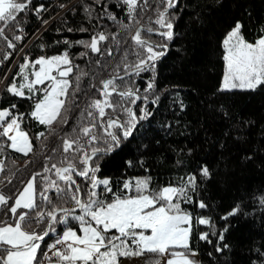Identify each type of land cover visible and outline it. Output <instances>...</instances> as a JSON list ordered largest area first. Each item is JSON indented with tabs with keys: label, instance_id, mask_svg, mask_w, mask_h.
<instances>
[{
	"label": "snow or ice",
	"instance_id": "1",
	"mask_svg": "<svg viewBox=\"0 0 264 264\" xmlns=\"http://www.w3.org/2000/svg\"><path fill=\"white\" fill-rule=\"evenodd\" d=\"M177 2L120 0L127 23L117 21L116 15L109 13L105 6L107 19L120 23L121 31H98L90 40L76 42L92 53H101V44L108 41L115 45L117 52L122 51L119 63L111 67L107 79L99 80V87L91 82L87 89L81 87L82 80L90 73L74 63L68 50L49 57L40 56L34 61L26 57L19 66L20 81L14 79L6 91L12 96L34 100L29 116L49 133L54 134V123L67 124L63 114L69 110L70 100L79 108L77 93H83L85 103L71 131L64 132L59 144L45 156L42 172L33 173L22 190L11 196L0 192V264H42L38 253L47 264H120L121 258L145 254H154L149 264H161V258L164 264H197L192 258L196 255L191 248L193 226L212 222L209 218L194 219L181 206L182 202L194 203L189 192L196 191V175L180 177L175 184L159 189L150 187V176L126 179L124 195L113 193L110 178L98 176L99 161L121 148L122 141L133 137L140 122L152 115L149 103L159 104L160 96L155 94L156 62L166 55L168 42L174 39L175 13L170 10L176 8ZM31 3L32 0H0V38L7 41L8 48H15V44L5 35L6 28ZM42 10V5L35 9L37 14ZM242 28L237 21L222 41L225 71L221 91H255L264 86V36L249 42ZM153 36L161 37L162 41L153 40ZM14 39L22 37L17 35ZM64 43L69 48L72 46L68 41ZM106 52L112 57L114 49L109 47ZM130 56L134 59L129 60ZM95 63L100 65L99 60ZM148 72L153 75L143 93L135 79H126L141 78L142 73ZM92 90L99 94L98 98L89 95ZM138 101L142 104L138 105ZM16 107L12 104L0 108V153L7 146L27 156L33 152V143L22 128L25 114L12 111ZM35 138L46 139V135L40 132ZM128 164L131 166L132 162ZM3 170L0 162V172ZM200 175L209 177V169L203 167ZM76 177L82 178L86 187ZM101 188L112 193L113 199H102L98 194ZM69 202L72 206L66 207ZM195 203L200 209L207 207L202 200ZM260 203L264 205V199ZM239 211L237 205L222 219L228 220ZM70 221L78 227L71 226ZM58 225L65 226L59 233ZM50 234L56 238L45 251L41 245ZM199 239L211 242L207 232L201 233ZM219 240H224L223 232ZM227 247L225 244L224 248ZM222 250L216 248L218 252Z\"/></svg>",
	"mask_w": 264,
	"mask_h": 264
},
{
	"label": "trees",
	"instance_id": "2",
	"mask_svg": "<svg viewBox=\"0 0 264 264\" xmlns=\"http://www.w3.org/2000/svg\"><path fill=\"white\" fill-rule=\"evenodd\" d=\"M41 5L43 10L37 14L35 9ZM105 6L109 13L116 15L117 21L128 22L120 0H100L99 3L82 0L73 11H67L43 27L55 16L56 10L47 0H32L17 21L6 28L5 35L12 42L14 35L23 32L26 44L39 33L26 50L30 61L68 50L74 63L90 73L82 80L81 87L87 89L90 82L99 87V80L107 79L111 67L119 63L122 51L117 52L115 45L108 41L101 44V53H92L76 42L88 41L98 31H121L120 23L107 19ZM170 12L175 13L174 39L168 42L166 55L156 62L155 68V94L160 96L159 104L149 103L152 115L140 122L133 137L122 141L121 148L99 161L98 176L110 178L113 193L124 195L126 179L150 176V187L159 189L175 184L180 177L196 175V191L189 192L194 203L182 202L181 206L191 212L194 219L203 217L212 222L193 226L191 248L198 264H264V205L260 203L264 199V86L255 91L220 90L225 68L222 41L237 21L243 25L242 34L247 41L254 42L264 36V0H178L176 8ZM152 39L162 41L159 36ZM64 41L72 46L69 48ZM109 47L114 49L112 57L106 52ZM81 53L87 54L81 57ZM6 55L8 59H4ZM132 59L134 57L130 56L129 60ZM97 60L100 65L95 63ZM11 61L7 41L0 38V64L9 65ZM18 74L19 68L10 74L0 91V108L15 104L17 107L12 111L25 114L22 128L32 139L33 152L25 156L5 146L0 153V162L4 165L0 172V192L6 196L21 190L33 173L42 172L45 156L59 144L64 132L71 131L85 103L83 93H77L79 108L70 100L69 110L63 114L67 124L54 123V134L49 133L29 116L34 100L12 96L6 91L14 79L20 81ZM152 75L148 72L142 73L141 78L126 79H135L143 93ZM89 95L99 96L95 90ZM139 104L142 101H138ZM136 111L139 115L138 108ZM40 132L45 133L46 139L35 138ZM128 161L132 162L131 166ZM203 167L209 169L207 178L200 175ZM76 179L86 187L82 178ZM37 187L39 189V184ZM98 194L106 201L113 199V194L102 188L98 189ZM53 199H56L54 195ZM201 200L207 204L205 209L195 203ZM237 205L240 211L236 216L222 219ZM71 206V202L66 205ZM70 225L78 227L74 221H70ZM64 227L58 225L57 232ZM204 232L209 233L210 243L199 239ZM221 232L223 241L219 240ZM55 238L50 234L41 248L46 251ZM217 247L223 250L218 252ZM133 258L138 260L137 264H149L155 257L154 254L128 257ZM38 259L42 262L43 255L38 253Z\"/></svg>",
	"mask_w": 264,
	"mask_h": 264
},
{
	"label": "built area",
	"instance_id": "3",
	"mask_svg": "<svg viewBox=\"0 0 264 264\" xmlns=\"http://www.w3.org/2000/svg\"><path fill=\"white\" fill-rule=\"evenodd\" d=\"M49 1L52 6L55 8L56 13L55 16L47 21L43 27H46V24L49 25V23L54 20L57 17H60L67 11H73L75 6L79 4L82 0H47ZM43 28L41 29V31ZM37 33L33 38H31L26 44H24L23 40V32H18V34L14 35L21 36V40H15L13 37L12 43L15 44V48H10V55L12 61L8 64H0V91L4 88L5 84L7 83L10 74L19 66L21 65V62L26 58V50L28 49L29 45L31 44L32 40L38 35ZM47 250V249H46ZM44 262H47L43 257Z\"/></svg>",
	"mask_w": 264,
	"mask_h": 264
},
{
	"label": "rangeland",
	"instance_id": "4",
	"mask_svg": "<svg viewBox=\"0 0 264 264\" xmlns=\"http://www.w3.org/2000/svg\"><path fill=\"white\" fill-rule=\"evenodd\" d=\"M46 26H47V24H46ZM24 63V62H23ZM38 67V66H37ZM30 71H31V69H30ZM224 71H225V68H224ZM223 75H224V73H223ZM222 83H223V77H222V82H221V86H222ZM234 90H240V89H234ZM225 91H228V90H225ZM22 190V189H21ZM54 242V241H53ZM133 257H135V256H133ZM196 262H197V264H198V260H197V255H195L194 257H192ZM135 259L136 258H133V259H128V258H122L121 260H123L122 262H120V264H137V262H138V260L136 259V261H135ZM42 263L44 264V263H47V262H44V260L42 259ZM161 264H164V258H162V260H161Z\"/></svg>",
	"mask_w": 264,
	"mask_h": 264
},
{
	"label": "crops",
	"instance_id": "5",
	"mask_svg": "<svg viewBox=\"0 0 264 264\" xmlns=\"http://www.w3.org/2000/svg\"><path fill=\"white\" fill-rule=\"evenodd\" d=\"M44 264H47V263H44Z\"/></svg>",
	"mask_w": 264,
	"mask_h": 264
}]
</instances>
